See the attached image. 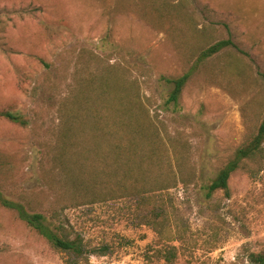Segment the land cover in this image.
Returning <instances> with one entry per match:
<instances>
[{"label": "rangeland", "instance_id": "obj_1", "mask_svg": "<svg viewBox=\"0 0 264 264\" xmlns=\"http://www.w3.org/2000/svg\"><path fill=\"white\" fill-rule=\"evenodd\" d=\"M185 73L167 102L165 79ZM125 100L140 106L131 133ZM263 120L264 0H0V192L84 249L55 248L0 201V264H248L264 249V143L226 191L207 187ZM118 139V177L95 191L111 195L73 191L113 169Z\"/></svg>", "mask_w": 264, "mask_h": 264}, {"label": "trees", "instance_id": "obj_2", "mask_svg": "<svg viewBox=\"0 0 264 264\" xmlns=\"http://www.w3.org/2000/svg\"><path fill=\"white\" fill-rule=\"evenodd\" d=\"M228 46H236L235 43L231 39H223L219 40L212 45L205 48L201 53L199 58L206 59L211 57L212 55L218 53L222 49ZM189 77V74L185 73L178 77L173 78H167L165 79L167 82L173 83V89L169 94V98L167 102H174L176 103L179 95L181 93V90L187 81ZM116 112L119 116H121L116 122V124L125 126L129 129L130 133L134 131V125H135V118L137 117L138 113L140 112V106L137 105V101L134 100H125L121 101L119 103V108ZM1 115L5 116L6 118L14 121V122H20L23 123L24 120H22L19 116L10 113V112H4L1 113ZM71 126L67 127L64 131L63 137L69 138L70 137V130ZM99 138H102V136L105 135V133L101 132L99 134ZM97 139V137H96ZM69 140V139H68ZM121 141L120 139L116 140L114 142V149L111 150V156L113 155L112 163H113V169H108V171L103 172V176L105 178L99 179L100 173L94 172L92 177H86L82 175H77L76 178L71 182L70 188L73 189V191H78V189L83 190L84 197H87L90 194V197L88 198L89 201H95L108 197L111 195L110 191H105L103 189L98 190V193L95 192L97 188H99L105 181H111L113 177H118V168L121 163L122 157H121ZM264 143V120L262 121L259 130L257 134L253 137V139L250 141V143L242 148H239L235 156L232 160L228 162V164L223 167L217 176L211 181V183L208 185L207 189V195L210 196L213 192L216 190H224L226 191L228 189V181L231 176V174L237 170L240 167V164L245 159H251L254 158L257 154L262 153V145ZM134 144L131 143L130 147L126 149L125 152V159L126 161L130 162V158L133 155L132 148H134ZM99 156V160L103 162V165L105 166V161L107 158H101L99 153L97 151H94ZM264 159V158H263ZM113 182V181H112ZM146 187V186H145ZM145 187L138 190L137 193L139 195L143 194L145 192ZM97 194V195H96ZM100 194V195H98ZM108 195V196H107ZM97 196V197H96ZM85 200V199H82ZM0 201L1 203L13 210H15L19 216L20 219L25 221L29 226L34 228L39 234L44 236L46 239H48L55 248H58L63 251H67L69 253H72L76 257L81 256L84 253L82 242L77 239H68L67 237L59 236L57 232L53 231L50 228V225L47 223L45 215L41 212H29L23 203L20 202H12L7 199H5L2 196V193L0 192ZM56 217V215H55ZM59 224L58 226H60ZM96 252V251H91ZM248 264H264V249L261 251H250L246 255Z\"/></svg>", "mask_w": 264, "mask_h": 264}]
</instances>
